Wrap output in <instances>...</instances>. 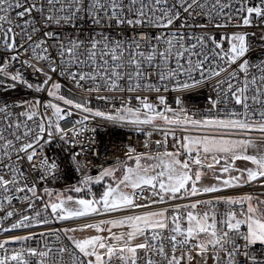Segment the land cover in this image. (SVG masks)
<instances>
[{
  "label": "snow or ice",
  "instance_id": "1",
  "mask_svg": "<svg viewBox=\"0 0 264 264\" xmlns=\"http://www.w3.org/2000/svg\"><path fill=\"white\" fill-rule=\"evenodd\" d=\"M0 233V264H264V0H0Z\"/></svg>",
  "mask_w": 264,
  "mask_h": 264
},
{
  "label": "built area",
  "instance_id": "2",
  "mask_svg": "<svg viewBox=\"0 0 264 264\" xmlns=\"http://www.w3.org/2000/svg\"><path fill=\"white\" fill-rule=\"evenodd\" d=\"M255 31H257V33L259 34L258 30H255ZM260 51H261V49L257 48L256 52L252 54L253 57L255 58L257 53L260 52ZM21 94H23V93H21ZM64 94L68 95L67 92H65ZM14 95H15V93H14ZM164 95L167 96L169 103L172 104L173 96L175 94L166 93ZM208 95H209L208 91L204 90L202 92V94L194 97L195 102L197 104H200V105H205ZM96 103H102V102H95L94 101V106H95ZM173 106H174V104H173ZM107 107H108V105H105L106 109H107ZM153 138L157 139V138H160V137H159V135H154ZM97 139L98 140L102 139L103 145H107L109 147L110 159H109L108 162L111 163V162H114L117 157L121 156V153L123 151L124 146L128 145L129 143H132L133 145H135L138 142H142L143 137L141 136V137L138 138V137L133 136L132 140L129 141L127 132H125V131H117V132L113 133L112 135H105L103 132H101L100 136H98ZM139 150L143 151L142 148L139 149ZM92 172H93V174H95L96 170L93 169ZM76 182H77L76 174L73 171H71L70 169H65L63 180L60 183H58V184L51 185V187H54L57 190H62L63 188H65V187H67V186H69L71 184H75ZM15 203L16 202L14 201V204ZM16 206L19 207V204H16ZM57 226H59V225H57ZM5 235H7V234L0 233V238H3V236H5Z\"/></svg>",
  "mask_w": 264,
  "mask_h": 264
},
{
  "label": "rangeland",
  "instance_id": "3",
  "mask_svg": "<svg viewBox=\"0 0 264 264\" xmlns=\"http://www.w3.org/2000/svg\"><path fill=\"white\" fill-rule=\"evenodd\" d=\"M169 143H171V139L169 140ZM117 175H119V173H117ZM99 190L100 189L97 186H94V191L99 192ZM71 195H73L74 197L77 196V195L83 196V193H81V194L71 193Z\"/></svg>",
  "mask_w": 264,
  "mask_h": 264
},
{
  "label": "bare ground",
  "instance_id": "4",
  "mask_svg": "<svg viewBox=\"0 0 264 264\" xmlns=\"http://www.w3.org/2000/svg\"><path fill=\"white\" fill-rule=\"evenodd\" d=\"M87 234H90V233H77V236H82V235H87Z\"/></svg>",
  "mask_w": 264,
  "mask_h": 264
}]
</instances>
